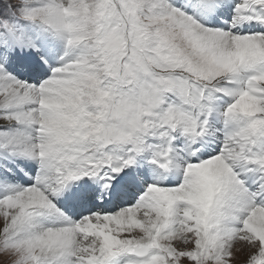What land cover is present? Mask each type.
I'll list each match as a JSON object with an SVG mask.
<instances>
[{
    "label": "snow or ice",
    "instance_id": "1",
    "mask_svg": "<svg viewBox=\"0 0 264 264\" xmlns=\"http://www.w3.org/2000/svg\"><path fill=\"white\" fill-rule=\"evenodd\" d=\"M264 264V0H0V264Z\"/></svg>",
    "mask_w": 264,
    "mask_h": 264
},
{
    "label": "rangeland",
    "instance_id": "2",
    "mask_svg": "<svg viewBox=\"0 0 264 264\" xmlns=\"http://www.w3.org/2000/svg\"><path fill=\"white\" fill-rule=\"evenodd\" d=\"M244 259H245L244 254H240L239 255V259L236 261V264H242Z\"/></svg>",
    "mask_w": 264,
    "mask_h": 264
}]
</instances>
